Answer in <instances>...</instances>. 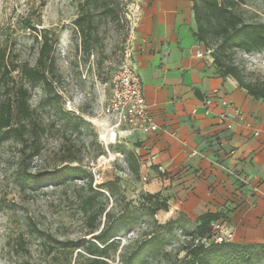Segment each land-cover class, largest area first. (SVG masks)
Returning a JSON list of instances; mask_svg holds the SVG:
<instances>
[{"label":"rangeland","instance_id":"374dc122","mask_svg":"<svg viewBox=\"0 0 264 264\" xmlns=\"http://www.w3.org/2000/svg\"><path fill=\"white\" fill-rule=\"evenodd\" d=\"M153 1L0 0V63L4 61L9 70L3 68L0 105L8 98L15 105L24 87L33 112L22 118L14 108L13 126L20 127L21 134L0 140V264H75L78 251L61 248L58 240L91 238L94 227L104 225L107 212L116 221L119 241L109 262L120 263L138 241L150 235L161 239L163 250L145 264H174L186 254L184 247L197 242L191 234L196 224L187 218L160 226L165 222L158 212L151 213L153 202L145 194L152 177L144 180L142 171L136 174L131 169L124 143L101 139L110 81L130 33V17L138 3L141 16L146 2L150 6ZM88 7L94 11L93 24L82 29L75 19ZM236 8L246 20L264 21V0H238ZM191 19L195 22L192 3ZM181 27L187 30L189 36L183 30L184 42L188 44L190 37L188 47L193 52L204 46L192 35L193 23L183 22ZM44 29L58 37L56 74H50V85L31 82L20 71L25 63H37ZM218 42L210 39L214 52L201 62L219 73L214 61ZM178 43L181 47L179 38ZM229 53L231 59H224L237 64L246 80L264 81V48L252 52L234 48ZM140 70L147 82L148 68L143 65ZM70 157L75 160L67 161ZM66 165L85 171L72 175ZM95 167L102 174L98 181ZM33 175L40 177L36 184L29 182ZM117 177L114 194L101 188L105 194L97 195L96 205L105 210L91 220L93 209L85 203L93 193L89 184L97 188Z\"/></svg>","mask_w":264,"mask_h":264},{"label":"crops","instance_id":"0c3cea01","mask_svg":"<svg viewBox=\"0 0 264 264\" xmlns=\"http://www.w3.org/2000/svg\"><path fill=\"white\" fill-rule=\"evenodd\" d=\"M191 1L154 0L142 7L133 38L134 61L163 129L124 144L139 156L142 177H152L145 190L169 196V208L157 213L163 222L182 217L197 225L199 215L220 211L221 218L228 217L234 241L264 242V100L201 62L205 57L188 47L190 37L185 44L183 30L189 35L183 22L193 23L195 30ZM143 65L149 71L147 82ZM196 87L209 104L196 96ZM223 99L239 109L227 119L232 128L220 116ZM159 165L166 173L159 172Z\"/></svg>","mask_w":264,"mask_h":264},{"label":"trees","instance_id":"16d2710c","mask_svg":"<svg viewBox=\"0 0 264 264\" xmlns=\"http://www.w3.org/2000/svg\"><path fill=\"white\" fill-rule=\"evenodd\" d=\"M87 4H97L99 0H85ZM238 0H192V9L196 22V28L193 31L194 37L202 42L207 48L210 47V39L217 38L218 44L214 53V61L218 66L219 74L222 77L231 76L237 80L239 86L247 94L256 99L264 100V81H249L243 76L242 69L234 62H228L224 59H231L230 51L234 48L242 49L247 52L260 50L264 48V21L246 20L237 10ZM112 14L113 9L107 7ZM94 11L91 7L85 9L75 19L77 26L84 29L85 25L93 24ZM91 28V27H90ZM41 46L37 63L30 65L23 64L20 71L28 80L34 83L44 82L50 85L51 75L56 74V58L54 48L58 37L50 29H44L40 33ZM214 52V50H213ZM212 52V53H213ZM3 68L6 64L0 63V82L4 79ZM16 68V67H15ZM14 68V69H15ZM7 72L9 70L6 68ZM10 98L3 100L0 105V140L11 136L21 134L20 127L13 126L14 108L20 117L27 118L32 115V109L29 102V91L21 87L19 96L15 99V105ZM25 126V125H24ZM123 149V148H121ZM127 158L131 169L139 174L141 171V162L137 153L131 149L126 150ZM74 161V157L66 159ZM65 170L72 175H81L85 170L78 165H66ZM40 177L30 176L29 182L36 184ZM118 177L109 180L97 188L89 184L93 191L86 197L87 207L93 211L89 217L96 221L98 216L103 213L104 208L97 207L96 198L98 194H105L101 188L106 187L111 194L115 192V186L118 184ZM146 198L152 203L151 213L154 214L161 209H168L169 196L162 191L146 192ZM97 207V209H95ZM107 220L99 228L94 227L91 231L92 236L89 239H64L58 240V245L63 249L77 250L75 264H145L150 256L162 252L163 244L161 239L155 235H150L138 241L135 246L123 256L120 263L109 262L112 250H117L119 241L116 240L117 225L112 220L110 213L107 212ZM223 216L220 211H207L198 217V223L191 233L193 238H202L208 236L210 232V223L212 220ZM180 221V217L172 218L160 226L174 224ZM186 254L183 258L174 264H264V242H192L184 247Z\"/></svg>","mask_w":264,"mask_h":264},{"label":"built area","instance_id":"2783aa9c","mask_svg":"<svg viewBox=\"0 0 264 264\" xmlns=\"http://www.w3.org/2000/svg\"><path fill=\"white\" fill-rule=\"evenodd\" d=\"M140 4L135 6L133 16L131 19L130 33L127 37L126 43L122 51V58L117 69L114 71L110 81V91L104 107L106 114L105 131L101 133V139L105 143H124L127 139L139 135H148L161 131L159 121L156 115L151 111L147 98L145 96L144 84L140 73L135 65L134 51L135 46L133 42L135 31L140 23V15L138 10ZM213 49L202 46L197 48L195 54L197 57L212 56ZM218 92V90H215ZM209 99L204 100V103ZM222 105L225 111L220 115L227 127L232 128L233 122L227 119L239 114V109L234 105L231 100L223 99ZM210 110L207 106L206 113ZM196 111V109H194ZM259 134V132H255ZM197 153V151H193ZM161 173H166V168L162 165L158 166ZM96 181L101 178L102 174L93 169ZM144 180H148V176H143ZM235 239V232L229 227L226 219L219 218L212 220L210 223V232L208 236L197 238V242L210 243L214 242H227Z\"/></svg>","mask_w":264,"mask_h":264},{"label":"water","instance_id":"95a60500","mask_svg":"<svg viewBox=\"0 0 264 264\" xmlns=\"http://www.w3.org/2000/svg\"><path fill=\"white\" fill-rule=\"evenodd\" d=\"M195 94L196 96L201 99L204 100L205 99V95L203 94L202 90L199 87L195 88Z\"/></svg>","mask_w":264,"mask_h":264}]
</instances>
